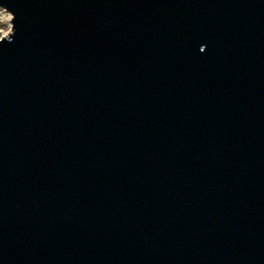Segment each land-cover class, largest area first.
<instances>
[{
    "label": "water",
    "instance_id": "1",
    "mask_svg": "<svg viewBox=\"0 0 264 264\" xmlns=\"http://www.w3.org/2000/svg\"><path fill=\"white\" fill-rule=\"evenodd\" d=\"M0 4V264H264V0Z\"/></svg>",
    "mask_w": 264,
    "mask_h": 264
},
{
    "label": "rangeland",
    "instance_id": "2",
    "mask_svg": "<svg viewBox=\"0 0 264 264\" xmlns=\"http://www.w3.org/2000/svg\"><path fill=\"white\" fill-rule=\"evenodd\" d=\"M12 32V19L5 20L3 18H0V39H2L3 37H9Z\"/></svg>",
    "mask_w": 264,
    "mask_h": 264
},
{
    "label": "clouds",
    "instance_id": "3",
    "mask_svg": "<svg viewBox=\"0 0 264 264\" xmlns=\"http://www.w3.org/2000/svg\"><path fill=\"white\" fill-rule=\"evenodd\" d=\"M12 15L13 13L8 11V7L5 4H0V18L10 20Z\"/></svg>",
    "mask_w": 264,
    "mask_h": 264
}]
</instances>
